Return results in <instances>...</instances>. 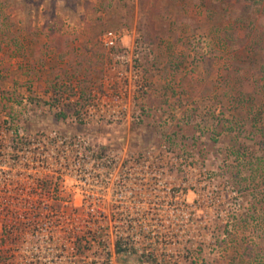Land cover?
<instances>
[{"label": "rangeland", "instance_id": "374dc122", "mask_svg": "<svg viewBox=\"0 0 264 264\" xmlns=\"http://www.w3.org/2000/svg\"><path fill=\"white\" fill-rule=\"evenodd\" d=\"M0 264H264V0H0Z\"/></svg>", "mask_w": 264, "mask_h": 264}, {"label": "built area", "instance_id": "2783aa9c", "mask_svg": "<svg viewBox=\"0 0 264 264\" xmlns=\"http://www.w3.org/2000/svg\"><path fill=\"white\" fill-rule=\"evenodd\" d=\"M117 40V35H115L114 32L109 31L103 35L102 44L104 47L110 50L117 46Z\"/></svg>", "mask_w": 264, "mask_h": 264}, {"label": "trees", "instance_id": "16d2710c", "mask_svg": "<svg viewBox=\"0 0 264 264\" xmlns=\"http://www.w3.org/2000/svg\"><path fill=\"white\" fill-rule=\"evenodd\" d=\"M93 235H94V233H93ZM120 242L121 241H117L116 243H115V252L116 253H121L122 251H121V244H120Z\"/></svg>", "mask_w": 264, "mask_h": 264}]
</instances>
